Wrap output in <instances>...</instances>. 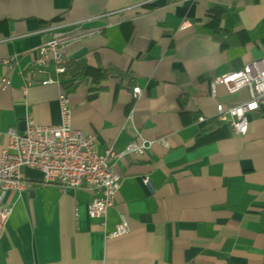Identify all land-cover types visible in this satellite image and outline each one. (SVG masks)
Instances as JSON below:
<instances>
[{"label":"crops","instance_id":"1","mask_svg":"<svg viewBox=\"0 0 264 264\" xmlns=\"http://www.w3.org/2000/svg\"><path fill=\"white\" fill-rule=\"evenodd\" d=\"M57 31L69 40L61 59L88 66L68 90L53 65L43 74L37 63ZM260 59L264 0H0V152L26 116L59 125L61 94L95 154L153 143L112 162L121 185L105 219L88 216L87 187L23 169V188L3 197L12 213L0 264H264V109L236 135L216 104L247 92L210 95L214 78ZM110 69L120 74L103 78ZM47 77L59 82L41 85ZM121 217L129 232L108 237Z\"/></svg>","mask_w":264,"mask_h":264},{"label":"built area","instance_id":"2","mask_svg":"<svg viewBox=\"0 0 264 264\" xmlns=\"http://www.w3.org/2000/svg\"><path fill=\"white\" fill-rule=\"evenodd\" d=\"M180 3L186 0H173ZM63 31L54 32L51 38L38 50L40 73L46 74L50 65L61 61V50L68 43ZM56 75L64 73L62 66H53ZM6 82V80H3ZM47 77L41 85L58 83ZM223 86L229 95L245 90V101L233 105L216 104V119L227 125L236 135H245L249 121L247 115L264 109V59L245 65L242 69L216 77L211 83V97H216V88ZM133 97L141 94L139 87L132 89ZM60 124L39 126L30 116H26V128L22 133L7 131V146L0 152V230H3L12 213V205L4 202L6 193L19 191L22 186V170L25 168L39 171L45 184H56L65 189H78L82 186L96 193L88 204V216L105 219L109 209L114 206L115 197L121 185L120 175L113 169L112 162L130 153L142 155L150 150L153 143L132 141L124 151L108 149L103 156L93 152L95 137L86 135L71 127V108L67 97L61 94L58 99ZM198 118V123L204 122ZM168 146L166 141L161 142ZM144 184L151 188L150 180L145 177ZM129 232L128 225L121 217L108 237H120Z\"/></svg>","mask_w":264,"mask_h":264},{"label":"trees","instance_id":"3","mask_svg":"<svg viewBox=\"0 0 264 264\" xmlns=\"http://www.w3.org/2000/svg\"><path fill=\"white\" fill-rule=\"evenodd\" d=\"M53 66H62L64 68V73L59 76L62 79V83L65 89H70L75 85V82L83 78L88 70V66L86 60L83 57H78L70 60H63L59 63L52 64ZM111 73L120 74L118 71L114 69L103 71V78H107ZM93 91H97L99 89H91ZM95 94H91L93 97Z\"/></svg>","mask_w":264,"mask_h":264},{"label":"water","instance_id":"4","mask_svg":"<svg viewBox=\"0 0 264 264\" xmlns=\"http://www.w3.org/2000/svg\"><path fill=\"white\" fill-rule=\"evenodd\" d=\"M25 128H26V124H25V122H22V123L19 125V130H20L21 132H24V131H25Z\"/></svg>","mask_w":264,"mask_h":264}]
</instances>
